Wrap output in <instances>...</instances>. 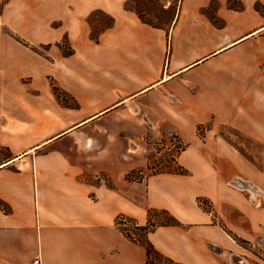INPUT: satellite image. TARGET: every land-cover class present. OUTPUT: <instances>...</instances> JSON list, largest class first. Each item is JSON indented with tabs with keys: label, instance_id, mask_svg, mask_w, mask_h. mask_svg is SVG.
<instances>
[{
	"label": "crops",
	"instance_id": "obj_1",
	"mask_svg": "<svg viewBox=\"0 0 264 264\" xmlns=\"http://www.w3.org/2000/svg\"><path fill=\"white\" fill-rule=\"evenodd\" d=\"M238 1L241 7L231 8L216 0L210 13L211 0H179L176 19L157 27L126 10L125 0H74L78 11L101 7L113 17L96 42L85 20L74 16L81 28L63 87L77 107L49 108L29 93L27 99L0 89V264H28L37 255L41 264H145V247L116 218L124 214L144 225L149 209L166 210L179 222L156 224L143 235L174 261L254 264L213 217L221 215L232 232L250 239L255 228L264 234V210L237 191L244 185L231 183L243 178L235 173L233 147L210 140L212 128L203 138L195 129L212 120L264 138V0ZM15 64L13 52L0 49V68ZM129 103L134 118L151 121L161 137L182 138L176 162L186 172L128 179L146 164L124 138L130 142L139 131L84 129ZM114 133L123 146L110 144ZM63 137L70 144L54 146ZM199 197L213 209H203Z\"/></svg>",
	"mask_w": 264,
	"mask_h": 264
},
{
	"label": "rangeland",
	"instance_id": "obj_2",
	"mask_svg": "<svg viewBox=\"0 0 264 264\" xmlns=\"http://www.w3.org/2000/svg\"><path fill=\"white\" fill-rule=\"evenodd\" d=\"M168 1L169 4H166ZM199 1L184 0L183 4H196ZM215 2L216 0H211L208 6L210 13L214 10ZM230 3L239 4L237 0H231ZM226 4H228L227 0ZM124 8L147 22L167 27L178 15L179 0H125ZM76 15L85 20L88 34L92 37L98 36L111 22V15L101 7L86 9L81 6L78 11V4H74V0H0V49L11 50L16 58L13 69L0 68V89L10 92L15 90L21 97H27L26 93H29L28 97L44 102L49 108L57 104L67 108L77 107L74 106L73 97L63 87L71 79L70 58L74 52L72 43H74V34L78 35L81 28L79 24H74ZM211 71L212 68H208L199 77ZM13 97L9 99L12 100ZM135 113L137 111L133 107L122 106L109 115V118L91 122L84 129L106 128L113 132L139 131L138 136L133 135L131 138L133 140L130 142L127 136L124 138L128 140V150L131 147L135 148L136 152L143 155L146 164L130 170L128 179H141L147 174L174 167L173 159L176 160L177 154L182 150L181 147H185L182 138L177 133L161 137L151 121L138 120L134 118ZM211 128L212 131L207 130ZM195 129L200 138H203L208 131L210 140L220 138L233 147L235 154L238 155V159L234 160L235 173L249 181L253 180L261 187L255 198L246 187L243 191H237L242 193L243 198L254 208L264 210V138L250 136L225 123L212 126V120L206 124L198 123ZM110 140L111 145H118L119 141L122 146L124 145L123 137L118 133ZM63 144H70L68 137H63L54 146ZM150 165L151 167H148ZM235 184L241 186V183ZM200 199L198 203L203 209L208 211L213 209L209 199L205 197ZM156 216L159 221L168 218L163 212L156 213ZM213 220L240 244L241 252L249 262L264 264L262 236L264 234L259 231L260 229L255 228L254 235L250 239H245L241 234L232 232L221 215L215 213ZM127 224L124 228L130 229L131 223L127 222ZM238 224L240 227L247 226L242 216H239ZM139 232L144 235L143 231Z\"/></svg>",
	"mask_w": 264,
	"mask_h": 264
},
{
	"label": "trees",
	"instance_id": "obj_3",
	"mask_svg": "<svg viewBox=\"0 0 264 264\" xmlns=\"http://www.w3.org/2000/svg\"><path fill=\"white\" fill-rule=\"evenodd\" d=\"M227 1H228V6L231 7V8H240L241 7V3L238 0H237V2L239 3L238 5L231 4L230 3L231 0H227ZM139 18L143 22L148 23V24H150L152 26L163 27L161 25H154V24H152L150 22H147V21L143 20L141 17H139ZM112 20H113V17L111 16V22H109L106 25V27H108V26H110L112 24ZM91 38L94 41L98 42V36H96V37H92L91 36ZM74 106H77V104H74ZM181 149H184V146H182ZM173 160H174V164H175L174 167L169 168V169H165V170H160V171H171V172H177V173L186 172V169L183 166L178 164L175 159H173ZM148 167H151V165L148 166ZM130 173L131 172H128L126 174V177H128ZM200 200L201 199L199 197L198 201H200ZM158 212L166 213V215H168V218L164 219V220H160V221L156 220V219L153 220L152 217L156 216V213H158ZM118 222H122V223L130 222L131 223V225H130L131 229L124 228V226H122L121 230L128 237L138 240L145 247V250H146V261H145V264H180V263L174 261L172 258L162 254L159 250H157L154 247V245L148 239H146L144 236H142L140 234V232H139V231L145 232L149 228L154 227L156 224H176V223H179L178 220L173 215H171L168 211H166V210H157V209H149L148 210V221L144 225L137 224L133 218H131V217L127 216V215H124V214H121V215H119L116 218V223L118 224ZM132 233L134 235H132Z\"/></svg>",
	"mask_w": 264,
	"mask_h": 264
},
{
	"label": "bare ground",
	"instance_id": "obj_4",
	"mask_svg": "<svg viewBox=\"0 0 264 264\" xmlns=\"http://www.w3.org/2000/svg\"><path fill=\"white\" fill-rule=\"evenodd\" d=\"M129 106L130 107H133L132 106V104L131 103H129ZM237 178H239V179H233L232 181L234 182V184L235 183H237L238 185L242 182V180L243 181H245L244 180V178H241L240 176L239 177H237ZM252 182V183H251ZM232 183V182H231ZM233 184V183H232ZM242 185H244L245 187H247L249 190H250V192H251V194H252V196L255 198L256 197V194L258 193V192H260L261 190V187L258 185V184H256L253 180H251V181H245L243 184L241 183V186ZM257 204V203H256ZM245 262V261H244Z\"/></svg>",
	"mask_w": 264,
	"mask_h": 264
},
{
	"label": "built area",
	"instance_id": "obj_5",
	"mask_svg": "<svg viewBox=\"0 0 264 264\" xmlns=\"http://www.w3.org/2000/svg\"><path fill=\"white\" fill-rule=\"evenodd\" d=\"M118 225L120 227H122V226H127L128 224L127 223L118 222ZM132 235H134V234L132 233ZM28 264H41L40 256L39 255L35 256Z\"/></svg>",
	"mask_w": 264,
	"mask_h": 264
}]
</instances>
